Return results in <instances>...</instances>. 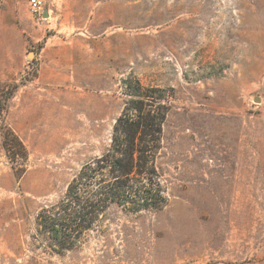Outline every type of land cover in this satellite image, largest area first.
<instances>
[{"label": "rangeland", "instance_id": "rangeland-1", "mask_svg": "<svg viewBox=\"0 0 264 264\" xmlns=\"http://www.w3.org/2000/svg\"><path fill=\"white\" fill-rule=\"evenodd\" d=\"M43 1L0 2V264H264V0ZM137 82L167 106L166 203L112 207L58 252L36 216L109 147Z\"/></svg>", "mask_w": 264, "mask_h": 264}, {"label": "trees", "instance_id": "trees-1", "mask_svg": "<svg viewBox=\"0 0 264 264\" xmlns=\"http://www.w3.org/2000/svg\"><path fill=\"white\" fill-rule=\"evenodd\" d=\"M128 91L113 124L109 147L82 164L63 197L36 216L37 232L58 252L75 247L112 207L138 213L158 211L166 203L156 165L167 114L165 98L160 89L145 88L138 82L135 88L129 84ZM4 136L7 158L13 162L26 158L22 141L10 128Z\"/></svg>", "mask_w": 264, "mask_h": 264}, {"label": "built area", "instance_id": "built-area-1", "mask_svg": "<svg viewBox=\"0 0 264 264\" xmlns=\"http://www.w3.org/2000/svg\"><path fill=\"white\" fill-rule=\"evenodd\" d=\"M28 8L31 13L42 16V13L46 9L43 0H28Z\"/></svg>", "mask_w": 264, "mask_h": 264}, {"label": "crops", "instance_id": "crops-1", "mask_svg": "<svg viewBox=\"0 0 264 264\" xmlns=\"http://www.w3.org/2000/svg\"><path fill=\"white\" fill-rule=\"evenodd\" d=\"M4 1V0H3ZM2 4V3H1ZM7 7V16H12V17H16V12H15V9H14V4L11 3V0H7V4H6Z\"/></svg>", "mask_w": 264, "mask_h": 264}, {"label": "water", "instance_id": "water-1", "mask_svg": "<svg viewBox=\"0 0 264 264\" xmlns=\"http://www.w3.org/2000/svg\"><path fill=\"white\" fill-rule=\"evenodd\" d=\"M42 16H43V17H47V16H48V10H47V9L44 10V12L42 13ZM29 55L32 56V54H29ZM254 100H255L256 102H259V98H258V97H256Z\"/></svg>", "mask_w": 264, "mask_h": 264}]
</instances>
